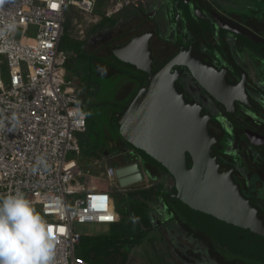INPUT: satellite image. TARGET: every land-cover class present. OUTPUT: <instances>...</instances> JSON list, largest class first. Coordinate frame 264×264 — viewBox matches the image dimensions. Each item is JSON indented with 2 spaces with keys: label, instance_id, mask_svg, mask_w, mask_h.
Segmentation results:
<instances>
[{
  "label": "built area",
  "instance_id": "built-area-1",
  "mask_svg": "<svg viewBox=\"0 0 264 264\" xmlns=\"http://www.w3.org/2000/svg\"><path fill=\"white\" fill-rule=\"evenodd\" d=\"M112 1L124 9L146 0ZM97 3L0 0V197L23 192L52 227V264H93L77 255L84 235L75 231V222L114 224L120 219L113 191L83 185L82 166L68 157L81 154L79 134L87 131L88 122L80 92L68 83L61 42L68 9L90 16ZM123 155L120 166L137 161L129 150ZM120 166L107 165L101 178L121 191Z\"/></svg>",
  "mask_w": 264,
  "mask_h": 264
},
{
  "label": "water",
  "instance_id": "water-1",
  "mask_svg": "<svg viewBox=\"0 0 264 264\" xmlns=\"http://www.w3.org/2000/svg\"><path fill=\"white\" fill-rule=\"evenodd\" d=\"M185 8L189 22L195 24L187 2ZM215 16L223 30L239 38L245 33V40L264 54V38L222 14ZM205 23L208 25V20ZM154 34L148 31L136 35L113 50L117 59L148 75V82L116 114L120 131L136 149L173 176L172 197L198 226L230 249L264 260V216L253 200L254 190L243 188L234 168L222 170L215 153L220 136L211 131V115L204 112L205 107L189 100L178 86L180 68L188 67L202 86L232 111L238 101L254 109L261 105L248 91L245 79L241 84L230 82L226 68L206 62L192 48L155 69ZM260 138L264 144V137ZM117 176L123 187L146 179L141 162L120 166Z\"/></svg>",
  "mask_w": 264,
  "mask_h": 264
},
{
  "label": "rangeland",
  "instance_id": "rangeland-1",
  "mask_svg": "<svg viewBox=\"0 0 264 264\" xmlns=\"http://www.w3.org/2000/svg\"><path fill=\"white\" fill-rule=\"evenodd\" d=\"M251 2L252 1H248V4H252ZM122 10L123 9H118L113 1L98 0L95 14L98 16L103 15V18H109L117 16ZM94 25L95 23L90 22L83 14L78 12L76 14L75 9L71 8L68 11L66 27L72 40L86 39L89 29ZM109 37L106 36V38L100 39L101 41L98 39L95 41V38L92 43L95 41V44L98 45ZM80 69L82 68L79 66V70ZM251 70V73L256 74V71L253 69ZM85 71H88V74H86L88 76H85V79L92 82L90 84L91 89H88L89 93L82 106L87 117L88 126L85 133L79 134L80 143L82 145L81 154L77 155L75 153H70L68 157L77 159L81 164L85 174L83 185L89 187L90 185L94 186L97 184L115 190L113 194L120 219L116 225L98 222H75V231L84 236L107 235L111 233L115 235L120 231L137 234V229L139 224H141V227L146 232L144 237L139 240L134 247H130L129 245L124 246L122 243L115 245L111 249L112 255L111 258H109V260H111L110 264H115L116 261H121L124 264H264L242 257L228 256L224 251H220L217 245L212 242L207 243L203 241L200 233H196L191 225L182 221L180 218L173 217L170 208L162 199L148 202L149 207L146 212L152 222L151 226L146 225L144 221L141 222L139 220L140 218L135 213L131 212V206H129L130 212L125 213L127 212V210H125V206L127 205L125 196H131L130 200L132 202L139 198L143 199L144 194L140 192L151 191V193H153L160 183L147 174V178L144 181L129 186L126 188V191H118L110 186L107 181H103L102 178L98 177L103 175L107 165L100 166L95 163V160L100 157V154L98 156V152L103 148L110 147L113 149V153H116V147H114V145L119 143V138L121 136L119 133V124L115 121V118L122 106L126 105L125 103L128 97L119 100L127 93L121 92V94H119V99L117 98L120 87L122 86L121 82L123 81L121 75L113 77L99 75L97 71L94 70L95 72H92L89 68L83 69L84 74ZM79 79L80 78L74 76V70H68V83L72 85L75 84L77 90L82 92L80 90L82 89L81 86L78 87ZM194 86L198 88L196 84H194ZM190 95L194 97L197 95L192 88ZM197 98L207 106V110L210 114L221 120L223 127L228 131L227 138L231 142L229 147L231 150L228 152H231L230 154L238 158L239 152L236 148V140L233 136L230 123L212 107L206 95ZM260 99L264 102V97H260ZM117 182L119 183V180ZM168 185H172L171 180L167 181V186ZM254 189L256 190V188ZM258 192L260 197H264V188L258 189ZM122 210L125 211L121 212ZM114 228L118 230H114Z\"/></svg>",
  "mask_w": 264,
  "mask_h": 264
},
{
  "label": "flooded vegetation",
  "instance_id": "flooded-vegetation-1",
  "mask_svg": "<svg viewBox=\"0 0 264 264\" xmlns=\"http://www.w3.org/2000/svg\"><path fill=\"white\" fill-rule=\"evenodd\" d=\"M248 1H252L251 3L253 5L247 3L244 6H240V22H237L259 37L264 38V0H247V2ZM207 7L211 13V19L208 20V25H206L208 28L201 34L203 39H201L202 42L199 47H195V44L198 41V39H196L197 35L195 34V40L190 44L186 43V45H182L180 42H177L175 47L179 48V50L175 54L179 53L183 48H192V51L196 55L202 57L206 62L214 64L219 69L226 68V77L230 82H240L241 84L243 79H245L248 91L253 96L254 100L261 105V108L254 109L238 101L237 108L234 111L230 110L225 104L220 102L208 90H206L185 65L180 68L181 73L178 76L177 83L185 92L189 100L201 103L205 107L204 112L209 113L207 106L197 98L206 95L212 107L230 123L233 136L236 140V148L239 152V157L236 158L230 154L231 152H228L231 150L229 148L231 142L227 138L228 131L223 127L221 120L215 118V116L209 113L211 115L209 121L211 131L220 136V141L215 146L217 149L215 153L218 154L219 160L222 162V170L234 168V175L243 188L248 191L255 190L254 188H256V191L258 192V189L260 190V188H264V144L258 139L264 137V102L260 99V97H264L260 85L261 83H264V54L249 44L245 40V33H243L244 35H240V38L233 37L234 43L225 37L235 60L232 61L227 56L228 53L226 51V46L223 44V36L221 33L219 41L213 36L216 32L215 28L217 26L215 23V15L221 13L215 6L212 7L209 3L207 4ZM240 30L242 31L243 29L240 28ZM224 34V36H228L229 33L226 34L225 32ZM205 43L206 45L208 44V48H201V45ZM235 52L237 56H235ZM175 69H177V67H175ZM251 69L256 71V74L251 73ZM78 83L82 88L80 89L82 91L80 94L87 95L89 93L88 89H90L88 84H86L82 78L78 80ZM194 84H196L198 88H196ZM125 88L127 91H124L127 92L126 94H129L134 88V83H128ZM191 88L196 92L197 97L190 95ZM119 146L120 148L115 149L116 153L112 152V162L114 161L119 165H122L125 162L123 152L129 150L134 154L137 160L136 162L140 161L143 164V161L136 156L137 153L135 150L127 147L121 137L119 138ZM121 148L122 150H120ZM255 175L258 176V180L253 184L251 180ZM253 199L255 203L260 206L261 213L264 215V201L259 200L260 198H257L255 195H253Z\"/></svg>",
  "mask_w": 264,
  "mask_h": 264
},
{
  "label": "trees",
  "instance_id": "trees-1",
  "mask_svg": "<svg viewBox=\"0 0 264 264\" xmlns=\"http://www.w3.org/2000/svg\"><path fill=\"white\" fill-rule=\"evenodd\" d=\"M201 5H205V0H198ZM154 20V18L150 17L148 14L145 13L143 7H134L132 10H126L122 11L119 15L114 17H106L100 24L92 28L89 32L90 39H95L93 37V33L97 30V28H103L106 33H110L114 31L115 29L121 28L123 40L129 42L135 35L142 34L146 32L147 30H150L151 28V22ZM197 30L195 34L197 35L196 39L198 41L195 44V47H199L200 43L202 42L201 39L203 37L201 36L202 32H198ZM212 31V29H211ZM104 33V34H106ZM202 37V38H201ZM99 39V37H98ZM97 40V38L95 39ZM88 41L89 39L82 41V40H72L70 38V34L68 30L66 29V32L62 38L61 43V50L62 52H67V69L76 70L79 74L88 76V71H85V74L83 73L84 68H89L92 72L97 71L99 75H106L109 77H113L116 75H121L123 78V81L121 82V87H125L127 83H134V88L126 98V105L130 102V100L135 96V94L139 91V89L144 86L148 82V75L140 70H137L130 65L120 61L114 55H112L109 52V55H111V59L114 61L111 62L110 59L105 58H98L97 55L94 52H91L88 48ZM223 44L226 46V51L228 53V57L232 60H234L232 51L230 50L229 44L227 40H225V36H223ZM201 55V54H200ZM165 62H167L165 59H160L158 62L155 63V69L162 66ZM79 66L80 69L79 70ZM92 68V69H91ZM95 70V71H94ZM90 82V83H89ZM88 87H90L91 81H89ZM120 87V88H121ZM123 105L121 110H123ZM115 121L118 122L117 118H115ZM120 129V128H119ZM120 136L123 139V141L126 143L127 147L132 148L137 153L136 156L139 157L146 168V172L152 179H158L162 175H166L171 178L172 180V188L168 191H164L162 184H159L158 188L151 193L149 192H140L144 194L143 199H137L136 201L132 202L130 200L131 196H125V200L127 205L125 206V210L129 213V206H131V212L135 213L140 219V221H144L146 225H152V222L146 212V210L149 207L150 201H156L159 199H162L167 206L170 208V212L173 214V217L180 218L182 221L188 223L191 225L196 233H200L202 240L206 241L207 243L212 242L213 244L217 245L220 251H224L225 254L231 257H242L247 260H253L259 263H264V260H258L252 257H247L239 252H236L229 247H227L224 243L220 242L217 238L213 237L209 232L202 229L200 226H198L183 210L179 207V205L174 201L172 197V192L175 191V180L173 176L164 168L163 166L157 164L153 160H151L148 156L144 155L142 152H140L136 147L132 144L130 140H128L122 132L119 130ZM217 143L215 144V146ZM190 157V156H189ZM190 163H192L191 157ZM223 169V168H222ZM255 180V181H254ZM258 180V176L255 175L252 177L251 182H256ZM248 191V190H246ZM253 195L256 197H260L259 192L254 190ZM264 199V197H261ZM254 200V199H253ZM122 210L121 212L125 211ZM264 216V215H263ZM174 218V219H175ZM116 225V224H115ZM114 230H118L114 228ZM113 230V231H114ZM115 232V231H114ZM145 230L141 227V224H139V227L137 229L136 233H128L126 231H120L116 233L115 235L113 233L107 234V235H97V236H83L80 245L77 248V255L81 257L82 259L93 263V264H110L109 258H111V249L117 245L121 244L126 246L129 245L130 247H134L139 240H141L145 235ZM108 259V260H106ZM115 259V257H114ZM112 264V263H111ZM115 264H124L123 262L119 261Z\"/></svg>",
  "mask_w": 264,
  "mask_h": 264
},
{
  "label": "crops",
  "instance_id": "crops-1",
  "mask_svg": "<svg viewBox=\"0 0 264 264\" xmlns=\"http://www.w3.org/2000/svg\"><path fill=\"white\" fill-rule=\"evenodd\" d=\"M110 1H112V0H109V2ZM186 2L189 5V10H190L191 16L193 18V22L195 24H191L189 22V19L187 17L188 15H187L186 8H185ZM205 2H206L205 6L204 5L202 6V5H200V3L197 0H146L143 4L138 6V7H143V9L145 7V10H144L145 13L148 14L150 17L154 18V20L151 22L152 27L149 28L150 30H148V31H155V34L152 36V39H151L152 48H153V55H154V53L156 55V56L154 55L155 63L158 62L162 58L169 61L174 56H176L178 53L177 54H175V53L179 50V48L175 47V45H177V42H180L182 45H186V43L190 44L191 42H194L195 32L197 30H199L200 32H205V29L208 28V26H206L207 24L205 23V21L211 19V16H210L211 13L209 11V8L207 7L208 3L212 7L215 6L223 16H226L230 19L236 20V22L237 21L240 22V6H244L245 4L248 3L247 0H205ZM71 8L75 9L76 14H77V12L80 14H83V16H85L90 22L95 23V25L92 28H94L95 26L100 24L106 18V17L103 18V15H101V16L96 15L95 12H94V14L87 16L84 13H82L76 7H70L68 9V11ZM132 9H134V7H126L122 11L132 10ZM105 14H106V12H105ZM67 17H68V12H67ZM75 20H76V16H75ZM215 23L217 24V26L215 28L216 32H215V34H213L214 38L217 39V41H219L220 33L222 36H224L225 35L224 33L226 32V34L229 33L228 36H225L226 39L228 38L234 43V40H233L234 35H232L228 30H223L220 27V25H218L217 22H215ZM66 25H67V22H66ZM92 28L89 29V32ZM66 29H67V27H66ZM148 31H146V32H148ZM89 32H88V37L86 39L82 40V41H85V40L89 39L87 48L91 52H94L98 58L110 59L111 62H113L114 60L111 59V57H110L111 55H109V52L112 55H114L113 50L115 48L122 47L128 43L127 41L123 40V37H122L123 31H121L120 27H119V29H115L114 31H112L110 33H106V31L103 28H97L95 33H93V37H95L97 39L99 37L98 40H100L102 38H106V36L109 37L110 35L114 34L113 36L109 37L107 40H104L102 42H100L101 41L100 40L99 41L100 43L98 45L95 44L96 40L92 43L93 39L92 40L90 39ZM104 33H106V34H104ZM207 45L205 43V44L201 45V48L207 49L208 48ZM182 50H180L179 53ZM235 56H237L236 52H235ZM157 59H158V61H157ZM71 70L73 71L74 69H71ZM67 72H68V69H67ZM74 76L77 78H80V79L82 78V80H84L86 82V84H89L88 83L89 80L85 79V75L79 74L76 70H74ZM116 76H118V75H116ZM73 85H75V84H73ZM78 85H79L78 87H80V84H78ZM126 85H125V87H126ZM260 85L262 88L261 91L264 93V83L263 84L261 83ZM125 87L120 88L118 95H117L118 99H119V94H121V92H126V91H124V90H126ZM76 88H77V86H76ZM89 88L91 89V85ZM131 92L129 94H131ZM129 94H124V96L119 100L125 99ZM87 95H81L83 102H84ZM79 139H80V136H79ZM80 142H81V140H80ZM81 147H82V145H81ZM114 147H116V149L120 148L119 143L117 145L115 144ZM112 150H113L112 148L107 147V148H103L100 152H98V156L100 154V157H98L97 160H102V164H98V165L101 166V165L107 164L108 166L109 165L120 166L118 163H116L114 161L112 162V160H111L112 159V152H113ZM120 150H122V148ZM97 160H95V163L97 162ZM145 170H146V168H145ZM147 174L148 173L146 172V178H147ZM98 177L101 178V176H98ZM156 180L159 181L160 184H162L164 191H168L169 189L172 188L173 183H172L171 187L169 185L167 186V181L171 180L170 177H168L166 175H162L160 178H158ZM103 181H105V180H103ZM119 184H120V182H119ZM96 185H94V186H96ZM94 186L90 185V187H94ZM97 186H99V185H97ZM128 187H123V190L126 191L127 190L126 188H128ZM102 188L106 189L107 186L102 187ZM112 191L114 193L115 190L112 189ZM118 191H120V190H118ZM258 198H260L259 200L264 201L263 198H261V197H258ZM114 224H116V223H114Z\"/></svg>",
  "mask_w": 264,
  "mask_h": 264
},
{
  "label": "clouds",
  "instance_id": "clouds-1",
  "mask_svg": "<svg viewBox=\"0 0 264 264\" xmlns=\"http://www.w3.org/2000/svg\"><path fill=\"white\" fill-rule=\"evenodd\" d=\"M50 225L23 192L0 197V264H52Z\"/></svg>",
  "mask_w": 264,
  "mask_h": 264
},
{
  "label": "snow or ice",
  "instance_id": "snow-or-ice-1",
  "mask_svg": "<svg viewBox=\"0 0 264 264\" xmlns=\"http://www.w3.org/2000/svg\"><path fill=\"white\" fill-rule=\"evenodd\" d=\"M52 7H53V8H56L57 5H56V4H52ZM104 199H105V201H106L107 198L104 197ZM102 219H105V220H111L112 217H102ZM50 227H51V226H50ZM51 230H52V227H51ZM59 230H60L61 233H63V232L65 231V229H64L63 227H61Z\"/></svg>",
  "mask_w": 264,
  "mask_h": 264
}]
</instances>
